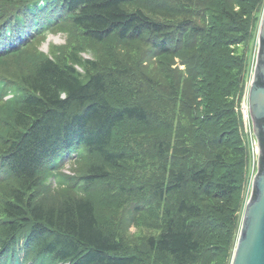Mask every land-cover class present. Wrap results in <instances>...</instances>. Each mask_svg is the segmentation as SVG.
I'll use <instances>...</instances> for the list:
<instances>
[{
    "label": "trees",
    "instance_id": "1",
    "mask_svg": "<svg viewBox=\"0 0 264 264\" xmlns=\"http://www.w3.org/2000/svg\"><path fill=\"white\" fill-rule=\"evenodd\" d=\"M263 5L0 0V264H227ZM45 29L102 48L44 54Z\"/></svg>",
    "mask_w": 264,
    "mask_h": 264
},
{
    "label": "water",
    "instance_id": "2",
    "mask_svg": "<svg viewBox=\"0 0 264 264\" xmlns=\"http://www.w3.org/2000/svg\"><path fill=\"white\" fill-rule=\"evenodd\" d=\"M247 106L257 144V167L241 213L230 264H264V9L257 31Z\"/></svg>",
    "mask_w": 264,
    "mask_h": 264
},
{
    "label": "rangeland",
    "instance_id": "3",
    "mask_svg": "<svg viewBox=\"0 0 264 264\" xmlns=\"http://www.w3.org/2000/svg\"><path fill=\"white\" fill-rule=\"evenodd\" d=\"M264 9V5H263V8L261 9V14H262V11ZM260 14V13H259ZM46 32V37L45 39L40 43L39 45V50H41L42 53L44 54H49V50H50V47L51 46H64L65 45V42L66 44L68 43L70 48L77 45L79 46V48L81 49V56L83 58H89V56H91L94 51H100L101 50V46H97L95 43L93 42H90L89 40L85 39L82 35H78L77 33H72L70 34L69 38H68V35L65 34L64 32H56V33H50V31L48 30H44ZM256 49H257V33H256V36L255 38L251 41L250 45H249V49H248V52H247V63H248V66H247V69H246V74H245V77H244V90H243V94H242V97H241V102H240V107L241 109H243V104H245L246 102V97H245V93L247 92V90L249 89V83L251 81V78H252V74H253V67H254V62H255V56H256ZM79 50V49H78ZM58 51V49H57ZM58 54H59V51H58ZM176 64L174 65L177 66L179 63H178V60L175 61ZM179 66V65H178ZM181 70L184 69V67L182 66H179ZM244 115H246L244 113ZM72 161H68L66 163V165L63 167L62 169V172L67 174V175H70V176H74L75 175V170L77 172H82V170H80L78 168L77 165H75V163H71ZM255 168L256 166H253L252 165V161L250 160V167L248 169V172H247V177H246V182L245 184L243 185L244 187L242 188V191H241V195H243V200H244V203L245 201L247 200V198L249 197V194H250V185H251V180H252V175L253 173L255 172ZM76 177V175L74 176ZM89 195H99V192L96 190V192L93 190V192H90ZM105 215V213H103ZM127 232L133 236V238L145 233V230L142 228V225L138 223H134L133 225H131L129 228H127ZM234 250V249H232ZM231 250V255L229 256V260H228V263L227 264H230V261H231V258H232V255H233V251ZM222 263L224 264V261H222Z\"/></svg>",
    "mask_w": 264,
    "mask_h": 264
},
{
    "label": "built area",
    "instance_id": "4",
    "mask_svg": "<svg viewBox=\"0 0 264 264\" xmlns=\"http://www.w3.org/2000/svg\"><path fill=\"white\" fill-rule=\"evenodd\" d=\"M243 105H244L243 109H241L242 106L240 107V113H241V118H242V122H243L244 137H245V140L248 144V149H249V152L251 155L250 157H251L252 165L255 166L256 160H257V144H256V141H255L253 133H252L247 103L245 102V104H243ZM244 113L246 115H244Z\"/></svg>",
    "mask_w": 264,
    "mask_h": 264
},
{
    "label": "bare ground",
    "instance_id": "5",
    "mask_svg": "<svg viewBox=\"0 0 264 264\" xmlns=\"http://www.w3.org/2000/svg\"><path fill=\"white\" fill-rule=\"evenodd\" d=\"M259 28V27H258Z\"/></svg>",
    "mask_w": 264,
    "mask_h": 264
}]
</instances>
